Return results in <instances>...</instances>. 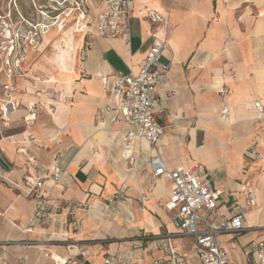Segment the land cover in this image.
Returning a JSON list of instances; mask_svg holds the SVG:
<instances>
[{"label": "crops", "instance_id": "1", "mask_svg": "<svg viewBox=\"0 0 264 264\" xmlns=\"http://www.w3.org/2000/svg\"><path fill=\"white\" fill-rule=\"evenodd\" d=\"M131 2L129 42L98 36L91 22L79 30L72 54L78 61L71 57L66 72L58 71L55 62L49 67L53 91L43 95L48 102L33 108L32 124H25L27 105L39 98L18 73L7 78L0 69V242H7L8 264L55 259L104 264L106 258L152 264L163 257L154 236L175 232L177 226L164 207L170 181L149 172L147 161L157 152L168 168L201 163L222 192L218 209L226 217L245 204L246 184L252 186L256 204L247 208L249 228L218 238L228 264L251 261L257 243L264 241V171L250 179L256 167L264 168V121L255 120L253 106L256 100L264 106V0ZM87 4L92 15L102 0ZM149 11L169 22L161 57L169 69L156 89L161 107L156 119L163 133L156 146L136 142L140 165L132 169L121 157L125 126L114 121L118 101L102 80L110 84L136 72L154 35L163 36L165 27L152 23ZM31 51H26V62ZM170 90L178 94L166 97ZM8 100L16 105L11 113L4 105ZM225 104L231 114L222 122ZM246 160L253 163L248 170L243 168ZM54 161L63 175L57 184L46 179L42 193L60 207L29 227L37 193L29 194L23 176ZM118 190L125 196L114 199ZM142 192L149 199L141 209L136 196ZM224 237L233 238L234 247ZM170 243L194 261L188 238Z\"/></svg>", "mask_w": 264, "mask_h": 264}, {"label": "built area", "instance_id": "2", "mask_svg": "<svg viewBox=\"0 0 264 264\" xmlns=\"http://www.w3.org/2000/svg\"><path fill=\"white\" fill-rule=\"evenodd\" d=\"M46 1L49 2V5L47 8H40L38 13L47 22L37 25L28 22L31 29L40 31L41 28H47L48 30L51 24L64 27L67 22L72 21V25H76L79 30H82L91 22L98 36L120 38L126 43L129 42L131 0H102L100 8L95 9L92 15L88 13L87 0ZM148 18L152 23H161L165 27V32L162 37L154 35L139 69L118 77L110 84L106 78L102 80L103 87L118 101L117 117L114 121H121L125 126L121 157L132 169H136L140 165L136 142L143 141L156 146L163 133V128L156 119V113L161 110L160 98L156 89L159 80L169 69V63L161 61L163 51L168 45L169 22L167 17L155 11H149ZM3 25L4 28L0 27V69H3L6 77L10 78L20 67V60L26 58L27 49L19 46V48H23V56H18L19 33L11 32L6 23ZM6 29L10 30L9 38L4 36ZM177 94L176 90H170L166 97L169 98ZM4 105L8 113L13 112L16 108V105L10 100ZM253 106L257 113L255 120L264 121V106L259 100H256ZM33 108V103L27 105L29 115L25 118L26 125H30L34 121ZM2 111L4 112V110ZM229 113L230 107L225 104L221 111L223 122L226 121ZM30 138L33 139V136L31 135ZM256 157L260 159L261 155L256 154ZM147 164L149 172L154 178L165 177L171 183L164 207L173 213V221L177 226L175 232L154 236L164 255L154 260L152 264H228L227 252L220 246L218 238L228 234L234 236L249 228L246 223L247 208L256 204L252 186L246 184L245 204L238 206L233 214L226 217L218 209L222 192L213 186L201 163L195 162L189 167L168 168L157 152L149 158ZM62 175L63 170L54 161L45 170L36 171L33 174L27 173L23 176V182L28 188L29 194L37 193V196H34L36 207L29 219V227L36 222H43L52 207H60V202L47 198L42 193V188L46 179L57 184ZM0 179L3 177L0 176ZM122 187L124 188L125 185ZM124 196L123 190H118L114 194V199ZM148 199L149 196L145 192L136 196V201L141 209ZM25 230L29 231V228ZM178 237L190 240L194 261H189L186 253L170 243L172 239ZM228 242L231 247H234L233 238H230ZM25 243L33 244L34 242L27 240ZM5 244L7 242H0V264H8ZM46 256H49V252L46 253ZM50 264H63V261L55 259ZM104 264L127 263L113 262L106 258ZM245 264H264V241L257 243L253 259Z\"/></svg>", "mask_w": 264, "mask_h": 264}, {"label": "rangeland", "instance_id": "3", "mask_svg": "<svg viewBox=\"0 0 264 264\" xmlns=\"http://www.w3.org/2000/svg\"><path fill=\"white\" fill-rule=\"evenodd\" d=\"M10 1L11 0H0V15H1L0 16V27L4 28L5 26L3 25V23H7V25L10 26L8 27L10 28L11 32L14 33V31H16V34L19 33L18 34L19 45H17L18 56L20 55L23 56V52H22L23 48L27 50L29 48V50H32L31 57L29 59L27 58V62L25 61L26 59L23 61L20 60V63L24 61L26 62V63L21 64L22 70L19 67L17 69V72L15 73H18V75L22 76L24 80L26 79L28 81L29 86L31 88V93L39 98L33 101L34 111H36L38 109V105L42 106L43 103L48 102L47 99H43L45 98L43 97V95L47 93H51V91H53L51 89L52 87L50 86L51 84L50 82H53L55 78L51 75L49 76L48 74L49 67L54 65V62L52 61V57H53L52 54L55 53V49L53 46H56V47L60 46L61 48H66L67 38L65 35L62 34L60 35V37H58L60 39L54 38L53 40H50L51 42L50 41L48 42L44 40V37H43L46 33L45 31L47 30V28H41L40 31L35 30V29L33 30L28 24V22H31L32 24H35V25L47 22L45 18H43V16H41L38 13V10L40 8H44V7L47 8V6L49 5V2L47 3L46 0H16L15 6H13L12 3H10ZM13 4H14V1H13ZM2 17L4 18V20ZM71 26H72V21L67 22V24L63 28L67 29ZM76 38L78 39L81 38L80 33H78ZM62 39L63 40L65 39L64 40L65 42ZM85 41H89V38L88 40L87 38H85ZM26 44H28L29 46ZM19 46L23 48H19ZM74 57L78 61V56L75 55V53L72 58ZM252 164L253 163H250L249 161L246 160L244 163V167H243L244 170H248L249 169L248 167L251 166ZM263 171H264L263 167H259V166L256 167L250 179H252L253 181L255 174L256 173L260 174ZM222 239L228 240V237H224Z\"/></svg>", "mask_w": 264, "mask_h": 264}, {"label": "bare ground", "instance_id": "4", "mask_svg": "<svg viewBox=\"0 0 264 264\" xmlns=\"http://www.w3.org/2000/svg\"><path fill=\"white\" fill-rule=\"evenodd\" d=\"M14 1V4H13ZM16 0H11L10 3H12L13 6L16 5L15 3ZM153 2V1H152ZM148 3V2H147ZM135 5V4H134ZM149 5V3H148ZM153 5V4H152ZM8 7V6H7ZM223 13V12H222ZM263 13V12H262ZM1 16V15H0ZM7 16V15H6ZM3 18V17H2ZM1 18V19H2ZM148 19V18H147ZM4 20V18H3ZM2 22V21H1ZM6 22V21H4ZM7 24V23H6ZM10 27V26H9ZM78 28L76 25H72L71 27L64 29L63 27H58L57 25L55 26L54 24H51L49 26V29L46 31L44 37V40L46 41H50L53 40L54 38H58L60 37V35H65L66 36V48H61L60 46H53L55 49V53L52 54V61L55 62V68L60 71V72H66L69 69V60L72 59V54L74 51L75 46H78V38H76V36L78 35ZM45 31V30H44ZM10 30L6 29L5 31V38H9L10 37ZM60 39V38H58ZM63 40V39H62ZM65 40V39H64ZM63 40V41H64ZM29 41V40H28ZM57 41V40H56ZM51 42V41H50ZM65 42V41H64ZM80 42V41H79ZM55 43V42H54ZM28 45V44H26ZM29 46V45H28ZM31 47V46H30ZM29 50V48H28ZM30 51V50H29ZM32 52V51H31ZM27 53V52H26ZM76 53V52H75ZM46 60V59H45ZM56 71V70H55ZM74 73V72H73ZM67 74V73H66ZM52 76V75H51ZM58 76V75H57ZM55 77V76H54ZM52 79V78H51ZM56 88V87H55ZM43 101V100H42ZM231 114V113H230ZM33 118V117H32ZM228 118V116H227ZM220 119H221V115H220ZM223 122V121H222ZM227 122V121H226ZM230 122V121H228ZM254 131V130H253ZM252 131V132H253ZM246 136V135H245ZM244 136V137H245ZM229 140V139H228ZM233 140V139H232ZM240 165V164H239ZM232 185V184H231ZM260 211V210H259ZM263 211V210H262ZM259 213V212H258ZM262 213V212H261ZM249 220H251L252 216H249ZM166 222V221H165ZM168 222V220H167ZM44 231V230H43ZM124 236V235H123ZM115 244V243H114ZM75 251V250H73Z\"/></svg>", "mask_w": 264, "mask_h": 264}]
</instances>
